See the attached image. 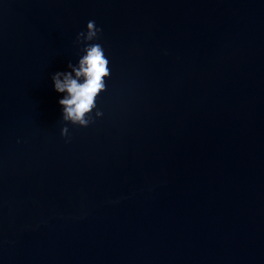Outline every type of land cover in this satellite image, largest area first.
I'll use <instances>...</instances> for the list:
<instances>
[{"label": "water", "instance_id": "obj_1", "mask_svg": "<svg viewBox=\"0 0 264 264\" xmlns=\"http://www.w3.org/2000/svg\"><path fill=\"white\" fill-rule=\"evenodd\" d=\"M0 264H264V0H0Z\"/></svg>", "mask_w": 264, "mask_h": 264}]
</instances>
